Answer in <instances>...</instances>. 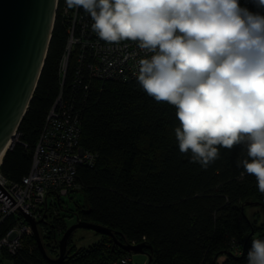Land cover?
Instances as JSON below:
<instances>
[{
	"label": "trees",
	"instance_id": "obj_1",
	"mask_svg": "<svg viewBox=\"0 0 264 264\" xmlns=\"http://www.w3.org/2000/svg\"><path fill=\"white\" fill-rule=\"evenodd\" d=\"M65 45V28L56 13L44 64L25 115L18 141L8 149L0 171L11 181L28 173L34 143L45 116L59 93L58 65ZM74 57L68 62L63 92L69 90ZM80 145L97 154L93 167L77 166L76 186L65 196L54 195L43 210L45 233L39 234L48 256H58V239L67 219L99 224L121 244L144 245L154 264H243L257 227L248 209L264 207L256 178L237 165L241 146L220 149L207 169L179 151L174 128L175 108L156 102L140 87L137 77L91 83L80 116ZM247 202H260L252 205ZM48 217L50 219H48ZM12 216L0 226L4 233ZM39 227V226H38ZM39 229V228H38ZM101 235V234H100ZM231 238L244 243L242 256L229 250ZM47 239L49 242L45 243ZM87 248L68 240L66 256L56 263L40 251L30 236L13 264H107L126 251L101 235ZM105 240L113 243L107 250Z\"/></svg>",
	"mask_w": 264,
	"mask_h": 264
},
{
	"label": "clouds",
	"instance_id": "obj_2",
	"mask_svg": "<svg viewBox=\"0 0 264 264\" xmlns=\"http://www.w3.org/2000/svg\"><path fill=\"white\" fill-rule=\"evenodd\" d=\"M82 7L106 42H137V81L175 108L179 151L207 169L220 149L241 146L243 173L264 193V12L240 0H65ZM264 9V0H252ZM246 264H264V236Z\"/></svg>",
	"mask_w": 264,
	"mask_h": 264
},
{
	"label": "built area",
	"instance_id": "obj_3",
	"mask_svg": "<svg viewBox=\"0 0 264 264\" xmlns=\"http://www.w3.org/2000/svg\"><path fill=\"white\" fill-rule=\"evenodd\" d=\"M240 3L252 11L264 12V9H257L252 0H240ZM56 13L65 28V45L58 65L60 89L34 143L28 173L20 181H11L0 171V226L6 218L13 217L6 231L0 234V259L17 255L25 241L33 236L31 225L22 212L34 220L41 219L48 200L54 195L65 196L76 186L77 166H94L97 154L80 145L81 110L91 83L136 78L140 59L151 55L134 41L117 44L99 38L91 28L90 15L82 7L68 8L65 0H55L54 16ZM72 56L75 61L72 79L64 94L63 83ZM261 236L264 232L256 237ZM142 241L129 244H144ZM112 242H104L107 250H113ZM99 243H103L102 240ZM229 250L234 256H242L244 243L231 238ZM147 252L137 253L147 255V261L142 263L134 261V252H126L109 259L107 264H154L149 261Z\"/></svg>",
	"mask_w": 264,
	"mask_h": 264
},
{
	"label": "water",
	"instance_id": "obj_4",
	"mask_svg": "<svg viewBox=\"0 0 264 264\" xmlns=\"http://www.w3.org/2000/svg\"><path fill=\"white\" fill-rule=\"evenodd\" d=\"M55 0H0V152L18 138V126L25 115L44 64L54 24ZM258 205L260 202H247ZM31 225L33 236L42 254L53 262L66 256L72 231L88 228L109 236L126 252H146V245L121 244L107 228L88 221L75 220L58 239V256L47 255L41 242L38 225L42 217L34 220L23 213ZM149 254V252H147ZM151 261V256H149Z\"/></svg>",
	"mask_w": 264,
	"mask_h": 264
},
{
	"label": "rangeland",
	"instance_id": "obj_5",
	"mask_svg": "<svg viewBox=\"0 0 264 264\" xmlns=\"http://www.w3.org/2000/svg\"><path fill=\"white\" fill-rule=\"evenodd\" d=\"M255 211L258 212V216L254 217L255 225L259 227L264 222V207L259 206V208L248 209L247 213L251 219L253 218L252 213ZM48 219L50 218L48 217ZM74 220L75 219L71 217L67 219L66 221L67 227L70 224H72ZM38 226H39L38 228L41 234L44 235L45 233L44 224H39ZM262 232L263 231L261 229L259 228L256 229L253 237L260 235ZM100 238H101V235L99 233H96L95 231L88 229V228L78 227L72 231L69 237V241L71 245H74L76 247V249H81V248H87L97 243L98 240L100 241ZM44 242L47 243L49 241L45 239ZM105 242H107V240H105ZM51 257L54 258V256H51ZM133 259L135 262L142 263V262L147 261L148 257L146 254L133 253ZM223 259H224V256H221L220 258L217 259V263L221 264ZM0 264H13V263L11 259L4 257L0 259Z\"/></svg>",
	"mask_w": 264,
	"mask_h": 264
},
{
	"label": "bare ground",
	"instance_id": "obj_6",
	"mask_svg": "<svg viewBox=\"0 0 264 264\" xmlns=\"http://www.w3.org/2000/svg\"><path fill=\"white\" fill-rule=\"evenodd\" d=\"M9 144L10 143H8L4 148H3V150L0 152V163L2 162V158H3V156H4V154H5V152L8 150V148H9ZM99 241V240H98Z\"/></svg>",
	"mask_w": 264,
	"mask_h": 264
},
{
	"label": "flooded vegetation",
	"instance_id": "obj_7",
	"mask_svg": "<svg viewBox=\"0 0 264 264\" xmlns=\"http://www.w3.org/2000/svg\"><path fill=\"white\" fill-rule=\"evenodd\" d=\"M73 222H75V220H74ZM73 222H72V223H73Z\"/></svg>",
	"mask_w": 264,
	"mask_h": 264
}]
</instances>
